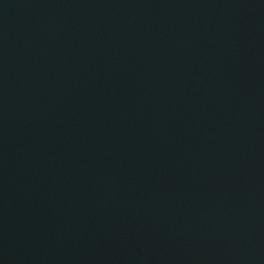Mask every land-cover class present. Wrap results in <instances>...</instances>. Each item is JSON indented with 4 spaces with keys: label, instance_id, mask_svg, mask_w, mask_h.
<instances>
[{
    "label": "water",
    "instance_id": "95a60500",
    "mask_svg": "<svg viewBox=\"0 0 264 264\" xmlns=\"http://www.w3.org/2000/svg\"><path fill=\"white\" fill-rule=\"evenodd\" d=\"M0 264H264V0H0Z\"/></svg>",
    "mask_w": 264,
    "mask_h": 264
}]
</instances>
